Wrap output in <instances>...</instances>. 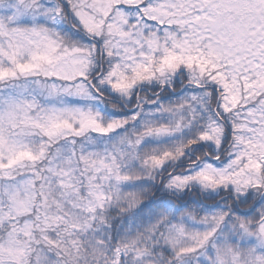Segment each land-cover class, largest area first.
Instances as JSON below:
<instances>
[{"label": "snow or ice", "instance_id": "snow-or-ice-1", "mask_svg": "<svg viewBox=\"0 0 264 264\" xmlns=\"http://www.w3.org/2000/svg\"><path fill=\"white\" fill-rule=\"evenodd\" d=\"M0 264H264V0H0Z\"/></svg>", "mask_w": 264, "mask_h": 264}]
</instances>
